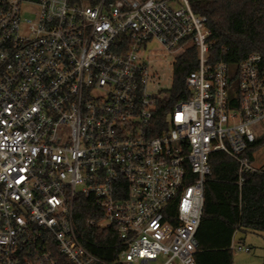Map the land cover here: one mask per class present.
I'll return each instance as SVG.
<instances>
[{
	"label": "built area",
	"instance_id": "built-area-1",
	"mask_svg": "<svg viewBox=\"0 0 264 264\" xmlns=\"http://www.w3.org/2000/svg\"><path fill=\"white\" fill-rule=\"evenodd\" d=\"M193 1L0 0V264H196L212 153L256 169L264 72L258 53L214 61ZM154 40L198 49L164 124L169 89L142 55Z\"/></svg>",
	"mask_w": 264,
	"mask_h": 264
},
{
	"label": "trees",
	"instance_id": "trees-1",
	"mask_svg": "<svg viewBox=\"0 0 264 264\" xmlns=\"http://www.w3.org/2000/svg\"><path fill=\"white\" fill-rule=\"evenodd\" d=\"M37 1V0H24ZM195 11L208 17L214 61L239 62L250 54L261 56L264 72V0H194ZM198 67V49L192 45L176 57L170 98L159 105L157 117L164 118L173 104L190 96L186 76ZM161 130H156L159 134ZM264 146V133L245 152L251 162L254 152ZM212 172L205 183V201L197 231L196 264H234L233 238L238 230L264 233V170L249 169L240 173L239 162L224 151L211 155ZM92 199L81 196L77 205V224L93 238L87 224L92 215ZM103 230V229H102ZM104 230L100 232L101 241ZM108 259L113 254H105ZM64 264H74L65 259ZM264 264V261H263Z\"/></svg>",
	"mask_w": 264,
	"mask_h": 264
},
{
	"label": "rangeland",
	"instance_id": "rangeland-1",
	"mask_svg": "<svg viewBox=\"0 0 264 264\" xmlns=\"http://www.w3.org/2000/svg\"><path fill=\"white\" fill-rule=\"evenodd\" d=\"M27 16H32L26 11ZM144 59L148 62L150 72L153 75L151 86H159L163 89H170L174 78V62L178 54L167 51L162 44L154 40L150 42L145 50L142 51ZM253 166L264 170V146L259 147L254 152ZM241 237V238H240ZM236 244L242 243L249 246L250 251H240L234 249V264H263L264 261V233L253 232L242 234L236 232Z\"/></svg>",
	"mask_w": 264,
	"mask_h": 264
},
{
	"label": "crops",
	"instance_id": "crops-1",
	"mask_svg": "<svg viewBox=\"0 0 264 264\" xmlns=\"http://www.w3.org/2000/svg\"><path fill=\"white\" fill-rule=\"evenodd\" d=\"M238 231H240L242 234H246V233H248V232H244V231H241V230H238ZM235 236H236V233H235V235H234V238H233V242L236 244V241H235ZM241 238V237H240ZM239 244H242V243H239Z\"/></svg>",
	"mask_w": 264,
	"mask_h": 264
}]
</instances>
